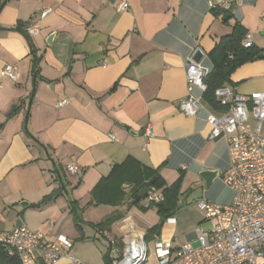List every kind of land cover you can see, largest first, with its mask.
Here are the masks:
<instances>
[{"label":"crops","instance_id":"0c3cea01","mask_svg":"<svg viewBox=\"0 0 264 264\" xmlns=\"http://www.w3.org/2000/svg\"><path fill=\"white\" fill-rule=\"evenodd\" d=\"M122 1L127 11L117 9ZM211 1L0 0V229L22 220L50 239L67 237L79 260L106 264L107 255H122L119 238L125 247L146 234L148 250L174 242L181 208L170 221L148 208V198L133 203L156 169L168 185L182 175L179 202L205 186L202 169H218L221 176L198 199L231 203L223 180L227 141L210 138L207 120L219 110L206 103L188 116L179 107L187 96L185 63L200 48V63L211 70L215 44L243 25L261 55L239 66L226 86L247 95L264 91V0H229L231 9L219 14ZM36 20L39 33L27 37L26 26ZM7 64L16 67V81L2 75ZM70 163L77 173L67 170ZM63 185L67 191L34 206ZM111 216L110 229H96ZM195 232L187 243L196 241Z\"/></svg>","mask_w":264,"mask_h":264},{"label":"built area","instance_id":"2783aa9c","mask_svg":"<svg viewBox=\"0 0 264 264\" xmlns=\"http://www.w3.org/2000/svg\"><path fill=\"white\" fill-rule=\"evenodd\" d=\"M211 8L230 10L229 0L210 2ZM119 11L129 9L128 1L117 5ZM48 8L41 18L51 12ZM41 29L40 20L25 28L28 36H34ZM254 45L253 36L247 32L243 39L246 48ZM187 96L179 107L188 115L195 116L207 109L204 95L197 96L195 88L207 90L205 78L210 70L192 58L185 63ZM2 75L11 80L18 79L16 67L7 64ZM221 109L208 112L211 128L210 138L224 137L228 145L229 167L223 174L224 182L232 189L233 199L226 205L198 200L197 206L206 220H211L209 229L199 228L195 232L198 244L186 243L175 247L172 242H157L154 248L156 264H264V91L243 94L237 89L223 86L215 91ZM68 102L61 101L59 106ZM253 120V122L251 121ZM147 136H152L150 128ZM75 174L76 163L67 165ZM150 202H159L163 195L155 188L149 189ZM175 221L174 217L169 218ZM146 234L139 239L126 241L123 253L112 260V264H145L149 255ZM0 243L8 254L16 256L22 264H53L61 258L69 259L67 264H89L79 260L72 252V243L59 235L50 239L46 232L21 225L13 230L0 229Z\"/></svg>","mask_w":264,"mask_h":264},{"label":"trees","instance_id":"16d2710c","mask_svg":"<svg viewBox=\"0 0 264 264\" xmlns=\"http://www.w3.org/2000/svg\"><path fill=\"white\" fill-rule=\"evenodd\" d=\"M2 5L3 4H1L0 7H2ZM213 11L219 14L221 11L228 13L229 10L214 8ZM23 33L27 35L25 31ZM246 34L247 30L245 29V27L243 25L236 24L233 32L229 35L221 37V39L215 44L213 50L209 53V57L213 62V67L205 78L207 90L204 92V101L212 108L221 109V105L219 104L215 96L216 89L226 86V84L230 82L232 73L239 66L253 61L259 58L261 55V52L255 45L249 48L243 46V39ZM27 37L29 36L27 35ZM34 59L36 63V58ZM152 177H155V180L153 185L149 189L155 188L156 190H158L163 195V199L159 202H150L148 208L155 209L161 219L166 220L170 217H173L178 209L182 175L179 180L172 185H168L165 182V180L160 176L158 169L153 172ZM147 184L138 189L136 191V195L141 189L146 187ZM65 190L67 191L66 186L63 185L61 189H56L55 191H53V193L47 196L41 204L34 206H40L43 203L49 202L51 199L55 198V196ZM146 198L147 196L140 199L134 198L133 203L139 204ZM71 208L74 213L75 219L79 221L80 214L75 201L71 200ZM114 220L115 217L111 216L95 224L94 226L99 231H101V229H110ZM156 228L157 227H153L148 231L151 232L153 230H156ZM114 244L122 254V251L124 250V244L122 240L119 238L117 241H114ZM106 259V264H112V260L108 255L106 256ZM0 264L22 263L18 257L9 255L6 248L0 243Z\"/></svg>","mask_w":264,"mask_h":264},{"label":"rangeland","instance_id":"374dc122","mask_svg":"<svg viewBox=\"0 0 264 264\" xmlns=\"http://www.w3.org/2000/svg\"><path fill=\"white\" fill-rule=\"evenodd\" d=\"M206 190L205 186L196 185L193 189V192H190V198L187 202H185L182 198H180L179 209L181 208L182 212L179 214V221L176 229V237L174 239V246H181L184 243L190 242L188 241V235L195 232L199 228H209L212 226L211 220H206L204 213L197 206L198 197L202 196V191ZM196 200V201H195ZM146 202V200H143ZM195 201V202H194ZM204 218V220H203ZM203 220V221H202ZM154 235L150 233L149 239L154 238ZM103 241V240H102ZM191 243L196 246L198 241H191ZM103 244V249L106 251L107 247ZM155 256H154V248L152 245L149 246V255L147 258V262L145 264H154Z\"/></svg>","mask_w":264,"mask_h":264},{"label":"water","instance_id":"95a60500","mask_svg":"<svg viewBox=\"0 0 264 264\" xmlns=\"http://www.w3.org/2000/svg\"><path fill=\"white\" fill-rule=\"evenodd\" d=\"M229 18H230L229 15H227V16L225 17V19H229ZM204 57H205V53L203 52L202 49L198 48V49L194 52V54H193V56H192V59H193L194 61L200 63V62L204 59ZM200 176H201V178L205 181V185H206V187L208 188V187L211 186V184H212L216 179H218V178L221 176V173H220V171H219L218 169H202V170L200 171ZM154 180H155V177H152V178L149 180L147 186L144 187L143 189H141V190L139 191V193L135 196V199H140V198H142V197H146V196H147V193H148V191H149V188H150V187L153 185V183H154ZM25 204L27 205V203H24V205H25ZM163 224H164V221H162V222L159 224V231L162 229ZM21 225H22V220H18L17 223H16V228L19 227V226H21ZM110 245H111V243H110Z\"/></svg>","mask_w":264,"mask_h":264}]
</instances>
